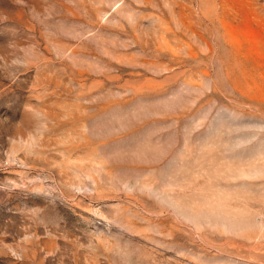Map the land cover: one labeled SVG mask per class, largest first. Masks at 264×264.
Listing matches in <instances>:
<instances>
[{
  "label": "rangeland",
  "instance_id": "1",
  "mask_svg": "<svg viewBox=\"0 0 264 264\" xmlns=\"http://www.w3.org/2000/svg\"><path fill=\"white\" fill-rule=\"evenodd\" d=\"M0 264H264V0H0Z\"/></svg>",
  "mask_w": 264,
  "mask_h": 264
}]
</instances>
